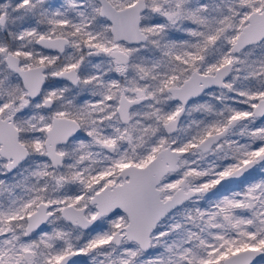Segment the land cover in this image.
Listing matches in <instances>:
<instances>
[{"label": "snow or ice", "instance_id": "1", "mask_svg": "<svg viewBox=\"0 0 264 264\" xmlns=\"http://www.w3.org/2000/svg\"><path fill=\"white\" fill-rule=\"evenodd\" d=\"M0 264H264V0H0Z\"/></svg>", "mask_w": 264, "mask_h": 264}]
</instances>
